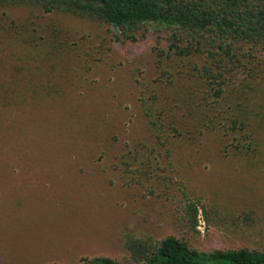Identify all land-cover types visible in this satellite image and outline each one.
<instances>
[{"label":"rangeland","instance_id":"1","mask_svg":"<svg viewBox=\"0 0 264 264\" xmlns=\"http://www.w3.org/2000/svg\"><path fill=\"white\" fill-rule=\"evenodd\" d=\"M8 13L35 41H0V264L121 258L129 231L175 236L200 252L264 251V160L250 168L222 159L214 137L195 153L177 149L166 172L144 173L126 154L148 141L136 101L137 82L155 78L148 45H111L107 34L95 65L77 62L71 49H94L105 27L33 8ZM54 32L65 45L58 55L75 65L48 67ZM177 182L200 198L195 228Z\"/></svg>","mask_w":264,"mask_h":264},{"label":"trees","instance_id":"2","mask_svg":"<svg viewBox=\"0 0 264 264\" xmlns=\"http://www.w3.org/2000/svg\"><path fill=\"white\" fill-rule=\"evenodd\" d=\"M18 7L105 27L95 50L71 49L77 62L89 58L95 65L107 34L111 45H148L155 78L137 82L136 99L148 144L126 152L139 170H171L177 149L195 153L208 137L215 138L222 159L236 158L250 168L264 160V0H0V41L27 40L30 47L35 37L26 36V30L19 36L18 23L8 13ZM59 33L44 47L49 68L76 64L70 53L58 55L65 47ZM53 92L50 86L43 91ZM155 177V184H163ZM177 186L183 217L195 228L200 198L182 182ZM122 249L121 258L84 257L67 264H264L263 250L200 252L175 236L155 240L132 231L123 236Z\"/></svg>","mask_w":264,"mask_h":264}]
</instances>
